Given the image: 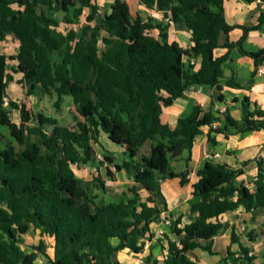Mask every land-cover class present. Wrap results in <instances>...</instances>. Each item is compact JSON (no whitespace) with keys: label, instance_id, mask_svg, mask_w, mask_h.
Instances as JSON below:
<instances>
[{"label":"trees","instance_id":"16d2710c","mask_svg":"<svg viewBox=\"0 0 264 264\" xmlns=\"http://www.w3.org/2000/svg\"><path fill=\"white\" fill-rule=\"evenodd\" d=\"M140 1L148 8L170 11L173 22H184L192 33L191 49L168 40V24L132 15L127 0H114L102 15L95 0H0V41L8 34L20 40L16 54L0 53V264H36L39 253L47 264H123L115 259L116 252L129 249L140 254L146 241L155 238L152 224L167 211L162 183L175 177L181 178V184L187 181L188 171L176 172L172 163L181 158L189 163L204 126L210 127L208 138L213 142V133L228 137L264 129V108L252 106L248 97L242 101L240 119L230 111L223 116L200 104L180 117L175 127L161 118L163 108L192 86L253 85L259 66L264 65V48L248 50L244 41L249 31L264 25V8L256 25H241L227 22L224 0ZM259 1L264 5V0ZM83 15L86 24L80 30L76 26ZM63 24L73 26L63 28ZM235 28H242L243 34L231 42L229 33ZM155 29L158 36L151 33ZM221 46L228 51L215 56ZM235 47L254 60L255 70L246 83L225 78L224 64ZM192 57L200 58L198 66L189 63ZM12 61L16 64L11 66ZM10 69L22 74L18 82L28 87L29 94L40 85L48 95H56L57 108L64 96H71L74 124H62L25 103L18 107L20 119L13 121L11 107L16 102L5 105L4 100L13 79ZM215 122L219 124L214 126ZM103 133L122 146L126 156L115 161L107 151L106 160L135 182L124 197L108 202H100L76 171L96 161L95 145L104 147ZM148 142L150 152L141 153ZM103 164L97 162V168ZM107 172L115 177L109 167ZM243 174L242 168L212 160L197 171L189 199L197 216L184 226L181 217L173 220V236L163 233L156 239L167 249L163 264H199L188 255L196 249L219 254L212 243L203 242L219 234L223 213L240 207L264 211V164L258 161L252 189L239 179ZM95 183L106 190L100 173ZM141 188L162 202L154 195L144 198ZM32 229L55 238L54 257L42 239L32 244L31 252L22 247ZM231 238L240 246L238 264H264V254L258 261L234 230ZM232 254L229 247L228 255ZM152 255L151 251L143 261L158 264ZM221 259L226 262L227 257Z\"/></svg>","mask_w":264,"mask_h":264},{"label":"crops","instance_id":"0c3cea01","mask_svg":"<svg viewBox=\"0 0 264 264\" xmlns=\"http://www.w3.org/2000/svg\"><path fill=\"white\" fill-rule=\"evenodd\" d=\"M95 1L99 4L101 10L105 2L112 3L114 0H110L109 2L105 0ZM127 1L130 5L132 15H137V13H139L144 18H148L149 16H151L155 19L156 22H160L163 25L168 24V40L170 42L177 41L183 48L191 49L192 45L194 44L191 40V30L184 22L171 21L170 11L166 12L164 10L148 8L140 0ZM131 2L134 3L131 4ZM133 4L137 7V12H135V14L132 10ZM261 8H264V5L260 4L259 0L252 3H249L245 0H224L225 17L229 24L256 25L259 21ZM104 10L109 11L110 6H106ZM57 16L62 17L63 13H57ZM85 18L86 17L83 15L80 24L77 25L76 28L80 29L81 26L86 24ZM72 26V24H63V28ZM151 33L155 36L159 35V31L157 29L152 30ZM242 34V28H235L231 30L229 33L230 41L237 42L241 38ZM224 40L225 36L223 34L221 35L220 43L223 44ZM19 47L20 40L14 34H8L4 40L0 41V53H4L7 55L16 54L19 50ZM244 47L248 50H259L261 48H264V25H262L260 29L251 30L248 32L244 41ZM227 51V47L221 46L216 48L214 53L215 56H221ZM196 58L200 60L199 57ZM14 62L15 61L11 62V66L16 64ZM261 66H259L256 75L254 76V83L250 88L231 87L227 85H224L222 89H218L216 86L209 87L207 85H197L190 87L180 98L175 100L172 105L163 108V113L161 115L162 120L165 123H168L171 126L175 127L178 124L179 118L191 113L196 104L202 105L205 110L212 108L214 111H221L223 109H226L224 112H220L223 116L228 111H230V114L233 117L240 119L242 117V101L246 97L249 98L252 106L257 104L261 108H264V72L259 71ZM254 70L255 64L253 58L248 55L241 54L237 47L230 49L229 59L224 64L225 78L233 76L237 79V81L246 83L250 79ZM9 72L15 73L11 69L9 70ZM14 78H16L15 83H18V87L20 88V91L17 92L19 93L18 95L24 96L27 100V102H25L24 100H19L20 102H18V95L10 94L8 91L9 99L16 102V106L14 107H20L21 103H25L29 108V103L33 102V111L44 112V107L48 105L47 100L49 95L45 93L43 87L40 88V85L37 86V88L33 92V101H31L32 97H29V95L32 94H29L28 87L18 82V79L22 78V74L17 72L16 77ZM38 89H41V91L37 93L36 91ZM219 95H222V100H220ZM64 99L65 101L67 100L69 104L72 103V105L69 107L72 110L70 116H73L74 104L72 99L68 98L67 96H64ZM61 108L62 104L58 109ZM54 117L58 118L60 121V118L57 114ZM209 129V126H204L203 133L197 136L192 149V158L188 164L186 163L184 158L176 160L172 163L174 171H188L186 178L187 181L184 184H181V178L175 177L166 179L162 183V191L167 202L166 212L167 214H169L172 220L181 217V226L192 222L197 216L196 213L191 211L189 199L193 190V184L199 178L197 175V171L201 169L208 160H212L216 163H226L232 167L244 169V174L239 179L243 180L247 185H249L251 189L254 188V184L252 183L251 179L255 178L258 173V161L260 160L264 164V129L244 134H231L228 137L223 133H213L212 135L215 137L216 142L209 140ZM100 139L103 145L109 144L111 142L109 141L108 135L105 133L101 135ZM105 147L108 148L107 145ZM113 150L114 149L112 148L109 152H111V154L114 155V158L117 159L116 153L114 154L116 149L114 151ZM121 150L124 154V148L122 146ZM142 152L143 149H141V153ZM149 152H147L146 154H148ZM184 156H186V152ZM124 158H126V156H124ZM105 164L114 172L115 177H103V175L101 174L103 168H101L102 166H100L99 173L106 184V190H103V193L109 191L107 186L110 183L117 184L118 182H121L122 189L112 191L116 195L112 196V198L110 197L108 200L101 199L100 195L98 197V200L100 202L119 200L124 197V193L127 191H125V186L129 187L135 182L133 180V177L125 170H116L114 162L109 163L108 161L105 162ZM118 177L120 179L121 177H124L126 179L125 181H120ZM142 190H144V193H142ZM140 191L144 198L148 197L149 195H154L160 203L162 202L161 197L156 196L155 194H151V192L147 189L141 188ZM260 214H264V211L256 210L247 212L242 207L238 208L237 210L223 213L219 217V219L224 223V226L220 230L219 234L215 236L211 242H203L204 245L212 243L213 249L219 254L214 255L206 250L196 249L188 252L189 257L199 264H238L237 259L241 255V251L238 243H232L231 234L232 230H234L238 235L241 244L252 249L251 253L258 256L257 260L261 261L262 255L264 254V241L262 242L259 240L261 236H257L255 238L253 237L254 235L249 233L252 241L247 240V242H245V239L243 238V235L240 232L239 228L240 224L242 225L243 223L248 224L250 225V227L254 228L259 224ZM152 229L156 233V236L152 241H146V245L142 253L138 254L129 249H124L115 253V259L119 260L123 264H146L143 259L152 251V259L157 258L159 259L158 264H160L161 262L163 264L164 254L166 253L167 249H163L162 246L156 241V239L158 237H162L160 231H163L164 234H168L170 237H172L173 235L171 232V228L164 226L161 222H155L152 224ZM43 237L49 238L52 241L50 247L48 248L47 245L46 248L48 254L51 257H54L55 238L47 234H44ZM220 238L226 241L224 244L225 247H217V242ZM162 239V243L167 246L166 239ZM36 243L37 242L33 244ZM229 247L233 252L232 255H228ZM225 256L227 257V259L226 262H223L221 257ZM36 264H47L45 257L41 253H39Z\"/></svg>","mask_w":264,"mask_h":264},{"label":"rangeland","instance_id":"374dc122","mask_svg":"<svg viewBox=\"0 0 264 264\" xmlns=\"http://www.w3.org/2000/svg\"><path fill=\"white\" fill-rule=\"evenodd\" d=\"M105 1L109 2L110 0H105ZM106 3L107 2L104 3L102 9L100 10V12H99L100 15H102V13L105 11L104 8L106 6H109L111 4V3H107V4ZM132 3H134V2H131V4ZM136 9H137V7L133 4L132 10H133L134 14H135V12H137ZM81 28H80V30H81ZM12 75H13V79L9 81V84L7 87V92L9 91L10 94L18 95L19 93H17V92L20 91V88L18 87V83H15L16 78H14V77H16V73H12ZM40 88H41V86H40ZM39 91H41V89L40 90L38 89L36 92L38 93ZM29 97H32L31 101H33V98H34L33 94L29 95ZM67 97L72 99V97L69 95H67ZM18 98H19V99H17L18 102H20L19 100H21V101L24 100L25 102H27V100L24 96L18 95ZM55 99H56V95H54V96L49 95L48 100H47L48 105L46 107H44V112L47 114H51L53 116H56V114H57L59 116L62 124H67V125L74 124V119H72L73 116H70V113L72 112V110L69 107L72 105V103L69 104L67 102V100L65 101V99H64L62 102V108L58 109L53 104ZM29 105H30L29 108H31L33 110V102H30ZM73 111H74V109H73ZM11 117H12L13 121H15V122H17L20 119V110H19L18 106L17 107H11ZM4 132L8 134V129L4 128ZM109 141H111V140H109ZM106 145L108 148L105 147ZM106 145H104V147H102L100 145H95V148L97 149L96 150L97 158H96L95 162L89 163V164L84 165L82 167L76 168L77 174L83 180V182L85 184L92 186L93 190L98 195V197L100 195V198L103 200L104 199L108 200L110 197L112 198V196L116 195L112 191H116L117 189L121 190L122 189V183L118 182L117 184H115V183L108 184L107 188L109 189V191H107L106 193H103V189H101V187H100L101 185L99 186L95 183V177L99 176V171H100L99 168H97V162H101V161L104 162V164L101 167V168H103L101 174L103 175V177L109 178L110 176L108 175L107 168H106L107 165L105 164V162H108L106 160V157H105V152L110 151V149H112V148L114 150L116 149L114 154L116 153V155H117L116 160L119 162L122 161L124 159V156H125L121 150L120 145H118L114 142H110L109 144H106ZM112 145H114V146H112ZM142 149H143L144 153L149 152L150 151L149 150L150 149V143L148 142L147 144H145V146ZM109 163H111V162L109 161ZM116 173H117V171H116ZM125 179L126 178L121 177L120 181H125ZM126 185H128V184H126ZM127 189H128V187L125 186V191ZM142 193H144V190H142ZM243 222H246V221H243ZM239 228H240V232L243 235V238L245 239V242H247V240L252 241L251 237L249 236V233L254 235L253 237H255V238L257 236H261L259 238V240L263 242L264 241V238H263L264 237V214H260L259 224L257 226H255L254 228L250 227V225L245 224V223H243L242 225L240 224ZM39 231H40V229H38V230L32 229L29 233H27L25 235V241L22 244V247L24 249H27L28 251H32V244L35 242L38 243L39 240H41V239L45 241L46 247H47V245H48V248L50 247V245L52 244V241L49 238H44L43 237L44 234L42 235L41 232L39 233ZM225 242L226 241L224 239L220 238L217 242L219 245V246L217 245V247H221V246L225 247L224 246ZM214 259H216V258H214ZM160 264H162V262Z\"/></svg>","mask_w":264,"mask_h":264},{"label":"built area","instance_id":"2783aa9c","mask_svg":"<svg viewBox=\"0 0 264 264\" xmlns=\"http://www.w3.org/2000/svg\"><path fill=\"white\" fill-rule=\"evenodd\" d=\"M199 62H200V60H199L198 58H196V57H192V58L189 60V63L192 64V65H195V66H198V65H199ZM259 71H260V72H264V65L260 67ZM4 100H5V105H9V101H10L9 97L6 96V97L4 98ZM225 110H226V109H223V110H221V111L224 112ZM221 111H220V112H221ZM218 124H219V122H215V123H214V126H216V125H218ZM160 222H161L164 226L171 228L173 220L171 219V217L169 216V214H167L166 211H163L162 214H161V220H160ZM160 232H161L160 234H163V231H160ZM251 254H253V253H251Z\"/></svg>","mask_w":264,"mask_h":264}]
</instances>
